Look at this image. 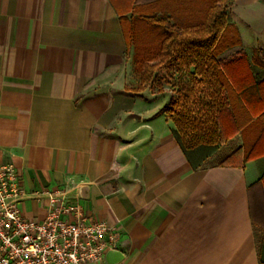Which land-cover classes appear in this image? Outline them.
Here are the masks:
<instances>
[{"label": "crops", "instance_id": "obj_1", "mask_svg": "<svg viewBox=\"0 0 264 264\" xmlns=\"http://www.w3.org/2000/svg\"><path fill=\"white\" fill-rule=\"evenodd\" d=\"M233 14L242 47L263 55L264 0ZM132 58L109 0H0V165L19 171L23 217L42 221L37 193L67 188L122 232L99 264H260L264 156L240 144L231 157L238 133L221 162L189 160L168 95L134 91Z\"/></svg>", "mask_w": 264, "mask_h": 264}, {"label": "trees", "instance_id": "obj_2", "mask_svg": "<svg viewBox=\"0 0 264 264\" xmlns=\"http://www.w3.org/2000/svg\"><path fill=\"white\" fill-rule=\"evenodd\" d=\"M109 1L133 47L132 64L138 77L134 91L162 93L166 78L182 75L183 68L193 86L210 91L214 128L210 139L196 137L187 143L186 136L173 131L189 160L204 162L202 145L217 146L238 133L244 140L246 160L264 156V54L242 47L240 32L230 22L235 0L229 8L227 0ZM234 49L239 50L225 56ZM178 105V99H171L163 112L176 113L173 107ZM259 254L264 264V252Z\"/></svg>", "mask_w": 264, "mask_h": 264}, {"label": "built area", "instance_id": "obj_3", "mask_svg": "<svg viewBox=\"0 0 264 264\" xmlns=\"http://www.w3.org/2000/svg\"><path fill=\"white\" fill-rule=\"evenodd\" d=\"M26 196L15 165H0V264H99L119 246L120 228L88 217L69 189L37 193L48 199L42 221L23 217Z\"/></svg>", "mask_w": 264, "mask_h": 264}, {"label": "rangeland", "instance_id": "obj_4", "mask_svg": "<svg viewBox=\"0 0 264 264\" xmlns=\"http://www.w3.org/2000/svg\"><path fill=\"white\" fill-rule=\"evenodd\" d=\"M226 2V6L228 5L229 8L232 0H227ZM221 6L224 7L223 4ZM235 21L236 19L234 20V14L232 10L230 15V22L236 25ZM130 65L132 69L131 71L136 78V86L138 77L134 73L132 62ZM179 69L181 68H178V70ZM186 71L187 70L183 68L182 75L178 72L175 73L174 76H168V78H166L168 84L165 86V89L162 93H166V95H168V101L166 105L169 104L171 99H178V107H173L174 109H176V113H171L169 115L173 118L175 124L174 130L180 133L179 136L182 138L186 136L187 143H190V140L196 137L205 138L208 141V139H210V136L212 135V131L214 130L213 119L211 116L213 112V102L211 94L207 87L193 86L190 77H184L186 75ZM234 143L235 144L233 145L232 150H235L237 145L240 144H242V147H244L243 137L242 141L238 138ZM200 149L201 158H203L208 164H215L221 162L222 160H224V158H226L223 155L215 154L219 150V145H202Z\"/></svg>", "mask_w": 264, "mask_h": 264}]
</instances>
